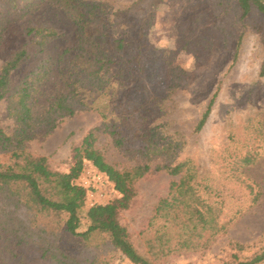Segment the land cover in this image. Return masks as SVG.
<instances>
[{
  "label": "rangeland",
  "instance_id": "374dc122",
  "mask_svg": "<svg viewBox=\"0 0 264 264\" xmlns=\"http://www.w3.org/2000/svg\"><path fill=\"white\" fill-rule=\"evenodd\" d=\"M86 2L82 25L88 32L102 27V16L111 34L104 46L122 37L127 42L115 54L110 98L96 103L100 111L79 112L48 136L26 142V150L47 157L53 170L68 172L73 149L99 127L95 147L109 165L124 171L148 164L151 172L136 182V196L120 214L143 255L140 233L168 195L171 180L179 179L156 168L188 162L194 186L204 200L222 208L221 222L228 229L208 250L170 255L159 264H225L236 242L247 248L243 257L258 252L264 247V15L255 9L243 15L239 0ZM40 27L56 30L59 37L37 45L40 36L28 31ZM79 33L61 0H0V69L17 51L28 53L12 73L11 88L43 61L54 64L62 54L67 58ZM65 66H51L38 85L30 100L35 117L65 93ZM215 95L211 114L197 131ZM134 110L142 115L139 126L128 117ZM0 127L9 136L18 127L8 115L7 98L0 101ZM107 127L123 132L125 149L114 143ZM143 145H151V151L142 153ZM118 198L115 191L109 203ZM90 209L86 199L79 211L80 233L89 228ZM0 264L52 263L39 260L36 247H20L16 235L0 229ZM112 264L132 263L117 253Z\"/></svg>",
  "mask_w": 264,
  "mask_h": 264
},
{
  "label": "trees",
  "instance_id": "16d2710c",
  "mask_svg": "<svg viewBox=\"0 0 264 264\" xmlns=\"http://www.w3.org/2000/svg\"><path fill=\"white\" fill-rule=\"evenodd\" d=\"M61 3L78 24L80 32L73 52L67 58L60 55L54 63H66L62 72L65 93L56 97L41 117H35L30 100L54 64L43 61L14 90L11 88L12 73L28 57L27 51H17L0 69V101L8 99V115L18 124L14 136L7 135L0 127V229L16 235L20 247H36L39 260L52 264H112L117 253L132 264H159L170 255L208 250L227 231L229 224L221 222L222 208L218 204L200 196L188 162H171L156 168L179 179L171 180L168 195L158 201L151 219L140 233L146 252L143 255L134 245L128 229L121 224L120 214L130 208L136 196V182L151 172L148 164L124 171L109 165L95 147L99 127L92 129L81 145L73 149L68 172L53 170L47 157L26 150V142L48 136L66 118L82 111H100L96 103L110 98L115 54L125 49L127 43L122 37L104 46L111 34L106 33L102 16V27L86 30L82 25L83 8L88 5L86 0H61ZM239 7L245 16L254 9L264 15V0H239ZM28 32L40 36L37 45L41 47L59 37L56 30L45 27L32 28ZM119 73L123 80V72ZM215 98L216 95L197 131L205 126ZM100 113L108 118L107 114ZM129 116H134L135 125L139 126L142 115L134 110L128 112ZM107 130L114 143L125 149L123 132L110 127ZM139 150L148 153L151 145L140 146ZM85 162H91L114 183L120 198L92 207L87 214L89 228L80 233L79 211L85 205L87 193L76 180ZM244 162L249 163L250 159ZM234 247L230 262L225 264H264V247L249 257H243L247 250L243 244L236 242Z\"/></svg>",
  "mask_w": 264,
  "mask_h": 264
},
{
  "label": "built area",
  "instance_id": "2783aa9c",
  "mask_svg": "<svg viewBox=\"0 0 264 264\" xmlns=\"http://www.w3.org/2000/svg\"><path fill=\"white\" fill-rule=\"evenodd\" d=\"M76 184L86 190L91 208L109 203L116 191L109 178L91 163L84 165Z\"/></svg>",
  "mask_w": 264,
  "mask_h": 264
}]
</instances>
